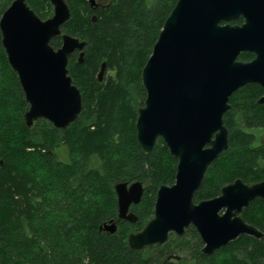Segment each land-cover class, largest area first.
I'll return each mask as SVG.
<instances>
[{"label": "trees", "instance_id": "1", "mask_svg": "<svg viewBox=\"0 0 264 264\" xmlns=\"http://www.w3.org/2000/svg\"><path fill=\"white\" fill-rule=\"evenodd\" d=\"M11 1L0 0V16ZM90 1L66 0L70 17L62 31L85 46L82 63L79 51L68 57L82 108L64 129L44 118L26 125L28 103L0 33V264L264 263V235H241L211 255L203 253L192 226L180 236L170 233L163 244L139 250L128 245V235L153 216L158 187L175 178L177 159L162 139L144 153L135 121L145 98L141 69L177 0H94L96 6ZM26 3L42 19L52 15L49 0ZM50 44L59 47L61 37ZM252 58L249 52L238 56ZM263 93L260 85L249 83L229 97L223 116L228 148L208 167L195 202L219 195L237 178L247 184L264 180V104L257 102ZM137 180L144 192L130 208L137 215L130 223L117 218L114 185ZM240 215L264 234V199L251 201ZM111 219L117 222L114 233L99 230Z\"/></svg>", "mask_w": 264, "mask_h": 264}, {"label": "water", "instance_id": "2", "mask_svg": "<svg viewBox=\"0 0 264 264\" xmlns=\"http://www.w3.org/2000/svg\"><path fill=\"white\" fill-rule=\"evenodd\" d=\"M49 1L53 13L42 19L26 0H12L0 16L1 44L28 103L26 125L44 118L64 129L82 108L81 92L68 74V57L79 51L82 63L85 41L62 31L70 17L66 0ZM239 18L242 23H232ZM57 36L61 45L54 48L50 41ZM241 52L253 58L239 60ZM104 72L103 62L99 81ZM140 79L145 98L135 121L138 144L149 153L162 139L177 164L174 182L158 187L153 216L128 235V245L139 250L163 244L170 233L180 236L190 226L207 255L241 235L262 238L263 232L240 214L251 201L264 199V180L247 184L237 178L219 195L198 202L194 194L210 164L228 148L223 116L229 97L249 83L264 89V0H177ZM257 102L264 104V93ZM114 190L117 218L135 223L137 215L130 208L140 203L143 183L121 181ZM99 230L114 233L117 222L105 221Z\"/></svg>", "mask_w": 264, "mask_h": 264}, {"label": "rangeland", "instance_id": "3", "mask_svg": "<svg viewBox=\"0 0 264 264\" xmlns=\"http://www.w3.org/2000/svg\"><path fill=\"white\" fill-rule=\"evenodd\" d=\"M52 13H53V8H52ZM51 16V15H50ZM48 18V17H47ZM109 72H106V75H108ZM263 139H264V134H263ZM61 151V150H60ZM62 152H64V150H62ZM175 179V178H174ZM253 184V183H252ZM135 232V231H134Z\"/></svg>", "mask_w": 264, "mask_h": 264}]
</instances>
